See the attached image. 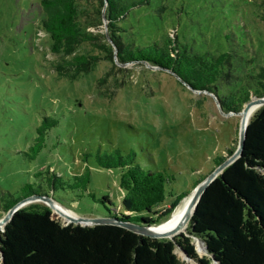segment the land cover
I'll use <instances>...</instances> for the list:
<instances>
[{
  "label": "rangeland",
  "instance_id": "1",
  "mask_svg": "<svg viewBox=\"0 0 264 264\" xmlns=\"http://www.w3.org/2000/svg\"><path fill=\"white\" fill-rule=\"evenodd\" d=\"M40 4V0H0V195L8 190L21 197L28 183L49 191L35 172L50 169L72 183L71 176L87 166L86 190L76 180L78 189L56 188L49 194L75 216L104 217L113 212V204L121 206L123 192L117 184L118 169L99 167L94 154L118 149L121 154L135 152L142 168L167 176L158 210L176 204L149 227L176 218L199 179L237 147L239 113L221 110L211 93L191 90L169 71L147 65L149 70L133 63L109 70L111 63L99 59L94 70L76 80L61 77L55 65L63 56L51 52L50 39L38 27ZM78 4L84 9L86 29L104 33L103 19L96 21L97 1L78 0ZM153 4L165 7L160 17L152 19L137 10L125 22L136 39L175 33L196 49L214 52L228 44L244 51L246 45L250 54L264 61L263 0H153ZM138 14L143 15L137 18ZM92 49L83 43L78 50L103 54ZM243 80L242 72H234L229 87L241 90ZM51 122L55 124L47 128ZM41 125L45 128L39 138ZM52 215L68 223L53 210ZM142 216L155 217L151 212ZM186 224L184 220L177 232H183ZM191 243L198 255L204 254L197 238L191 237ZM174 251L184 264H195L179 246Z\"/></svg>",
  "mask_w": 264,
  "mask_h": 264
},
{
  "label": "trees",
  "instance_id": "2",
  "mask_svg": "<svg viewBox=\"0 0 264 264\" xmlns=\"http://www.w3.org/2000/svg\"><path fill=\"white\" fill-rule=\"evenodd\" d=\"M96 1V21H106V30L98 35L82 23L84 9L78 0H40L38 27L50 39L51 52L63 56L55 65L61 77L76 80L104 59L111 63L109 70L123 69L119 63H133L169 71L185 87L214 95L225 112H237L250 98L264 95V61L250 54L246 45L244 51L233 44L217 52L209 48L199 50L178 40L175 33L138 40L127 24L130 13L134 16L135 11H143L156 19L165 8L163 5L155 6L153 0ZM225 38L229 39L227 35ZM83 43L103 54L79 51ZM234 72L244 76L241 90L229 87ZM257 108L246 124L239 156L210 181L190 218L185 219L187 226L183 232L189 235H174L173 242L168 236L150 237L118 223L62 224L53 218L52 210L44 202L35 199L17 207L0 227V264H184L176 255L175 246H180L197 264H264V104ZM42 128L45 127L38 128L39 138ZM40 145L37 144L34 154ZM232 152L229 149L216 165ZM94 161L99 167L118 169L117 184L123 192L121 206L113 204V212L104 217L119 223L152 225L158 224L175 206L173 203L165 211L158 210L165 196L167 176L161 170L142 168L135 152L95 151ZM88 174L89 167L85 166L82 173L71 177L86 190ZM35 176L51 193L56 188H79H74L76 182H69V177L64 179L50 169L39 170ZM25 189L18 198L1 190L0 217L28 196H48L56 202L40 184L35 189L28 183ZM103 199L110 201L106 195ZM143 212H151L155 217L142 216ZM192 236L202 243L204 254L198 255L191 243Z\"/></svg>",
  "mask_w": 264,
  "mask_h": 264
},
{
  "label": "water",
  "instance_id": "3",
  "mask_svg": "<svg viewBox=\"0 0 264 264\" xmlns=\"http://www.w3.org/2000/svg\"><path fill=\"white\" fill-rule=\"evenodd\" d=\"M103 22L105 23V30H106V21L103 18ZM120 65H124L122 63H119ZM251 103H260V106L264 104V95L261 97H255V98H250L244 105L243 107L237 111V113L242 112L244 110H246V108L251 104ZM245 130H246V126H242L240 124L239 126V130H238V142H237V147L235 148V150L229 155L227 156L223 161H221L209 174H207L195 187L193 193H192V198L191 201L189 203V205H193V210L196 207V204L202 194V192L204 191V189L206 188V186L210 183V181L221 172V170L227 166L229 163H231L235 158H237L242 150L243 147V143H244V138H245ZM35 199H40L42 202H44L51 210H53V203L55 202L52 198L48 197V196H36V195H32V196H28L25 197L24 199H21L20 201H18L16 204H14L12 207H10L8 209V211L2 216L0 217V227L3 225L10 219L12 213L14 212V210L19 207L20 205L31 201V200H35ZM57 203V202H56ZM64 217H66L68 219V223H74V224H80V225H93V224H102V223H118L132 231H135L137 233L143 234V235H147L150 237H166L167 233H163V234H158L156 232H154L149 225H139L137 223H132V222H117L112 218L109 217H82V216H70V215H65ZM190 218V217H189ZM177 229V227L173 230H171V232H169L171 234V237H168L169 239H171L173 242H175L174 239V235H189L188 232H175ZM193 237V236H192ZM180 247V246H179ZM183 256L185 258H189L187 253L180 248ZM196 263V262H195ZM197 264V263H196Z\"/></svg>",
  "mask_w": 264,
  "mask_h": 264
},
{
  "label": "bare ground",
  "instance_id": "4",
  "mask_svg": "<svg viewBox=\"0 0 264 264\" xmlns=\"http://www.w3.org/2000/svg\"><path fill=\"white\" fill-rule=\"evenodd\" d=\"M260 106V103H251L246 110L239 112L240 115V124L242 126H246L249 117L251 116V114L255 111V109L257 108L256 106ZM192 198V196H191ZM191 198L188 200V202L185 204V206L183 207V209L180 211V213L178 214V216L175 218H171L169 221H167L164 224H161L157 227L152 228L154 232L158 233V234H163V233H167L166 236L171 237V234L169 232H171V230L175 229L177 227L180 228L181 227V223L187 219L190 215V213H192L193 211V205H189ZM53 211L57 212L58 214L65 216V215H70L75 217V215H73L71 212L67 211L64 207L60 206L59 204H57L56 202L53 203ZM66 218V217H64ZM67 219V218H66ZM68 220V219H67ZM176 229L175 232H177L178 230ZM202 248H204L202 246V244L200 245Z\"/></svg>",
  "mask_w": 264,
  "mask_h": 264
}]
</instances>
